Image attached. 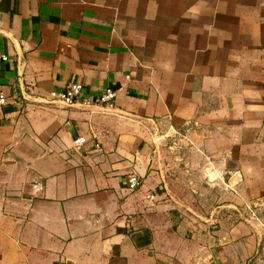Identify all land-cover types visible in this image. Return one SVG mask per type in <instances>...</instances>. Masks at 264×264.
<instances>
[{
  "label": "crops",
  "instance_id": "0c3cea01",
  "mask_svg": "<svg viewBox=\"0 0 264 264\" xmlns=\"http://www.w3.org/2000/svg\"><path fill=\"white\" fill-rule=\"evenodd\" d=\"M0 49V264H264V0H0Z\"/></svg>",
  "mask_w": 264,
  "mask_h": 264
},
{
  "label": "built area",
  "instance_id": "2783aa9c",
  "mask_svg": "<svg viewBox=\"0 0 264 264\" xmlns=\"http://www.w3.org/2000/svg\"><path fill=\"white\" fill-rule=\"evenodd\" d=\"M10 56L3 52L0 49V61L2 60H8ZM83 87L84 84L82 81H73L70 82L63 90H60L56 92L52 98V100H61L65 102L68 105H71L75 102H80L85 105L89 104H101L107 108H113L114 107V101L117 95V91L112 86H106L103 89H101L99 92L95 94H89L84 95L83 94ZM7 102V96L0 92V105ZM190 130V127L186 128V132H183L180 134L178 139H174L172 143H170V148L173 150H177L181 146V143L179 142L182 137L188 136V133ZM167 132H159L155 138V140H162L168 137ZM90 140V137L86 134H79L74 138V144L76 147H82L84 146L88 141ZM93 146L96 149L102 148V143L99 139H92ZM142 182V177L138 173H131L129 175V187L131 189L137 188ZM33 187L35 191H41L45 188V183L43 181H36L33 183ZM65 264V263H61Z\"/></svg>",
  "mask_w": 264,
  "mask_h": 264
}]
</instances>
